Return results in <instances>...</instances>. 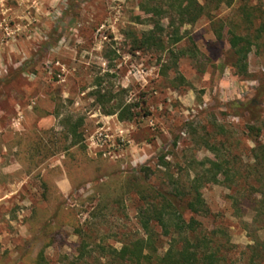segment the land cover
I'll return each instance as SVG.
<instances>
[{"label": "rangeland", "instance_id": "374dc122", "mask_svg": "<svg viewBox=\"0 0 264 264\" xmlns=\"http://www.w3.org/2000/svg\"><path fill=\"white\" fill-rule=\"evenodd\" d=\"M139 2L0 0V264H82V240L87 264H99L95 246L142 235L139 192L204 158L227 162L235 183L206 185L209 212L196 219L223 264H251L247 246L264 239L263 218L253 221L264 196V0L210 5L176 46L167 30L160 51L128 36L153 28ZM229 32L253 42L245 72ZM170 50L185 51L176 66ZM65 118L83 140L68 153ZM252 260L264 264V252Z\"/></svg>", "mask_w": 264, "mask_h": 264}, {"label": "trees", "instance_id": "16d2710c", "mask_svg": "<svg viewBox=\"0 0 264 264\" xmlns=\"http://www.w3.org/2000/svg\"><path fill=\"white\" fill-rule=\"evenodd\" d=\"M232 1L204 0V4H200L198 0H140L138 8L150 16L149 20L153 24V28L142 33L139 38L134 32H129L128 36L132 39V45L137 50L149 47L160 51L164 49V33L170 30L167 33L168 41L172 46H176L183 40L179 34L180 28L193 25L204 15H208L207 10L210 5L214 4V9H217L221 3L226 2L227 5H230ZM135 20L137 23H141L139 17H136ZM161 21H166V27L161 25ZM263 31L264 24L259 33ZM229 35V45L235 56V65L239 64L240 69L245 72V61L253 42L248 36H239L233 32H229ZM169 53L173 66H176L179 58L185 56L184 50H170ZM258 96H262L264 99V86ZM119 118L124 119L122 113H119ZM63 125L65 137L66 139L70 138L71 142L70 147L62 148V152L68 153L71 149L81 146L83 140L78 130L81 124L79 121L72 122L70 118H65ZM255 130L253 126L249 127L250 132ZM209 149L214 152L216 147L210 145ZM159 159L161 165L167 167L166 162H163V157ZM228 165L227 162L208 158L201 161L193 159L187 167L184 178H175L170 175L167 168L165 174L167 179L165 185L167 186L165 188L147 187L150 189L149 196L139 192L145 204L137 214L142 235L124 243L118 250L95 246L100 256L94 261L100 264L102 259L107 258L110 264H223L225 260L219 255L220 247L215 245L212 236L202 232L201 223L196 217H205L209 212L201 194L206 185L235 183V180L231 178L235 172ZM221 176H224V180H220ZM143 181L145 182V179ZM257 206L254 210L253 221L257 223L263 218L262 223H264V196ZM257 229L264 230V224ZM74 230L77 234H82L81 228L75 227ZM160 237L168 239L167 248L161 253L159 251L163 246L160 243ZM251 242L252 245L247 246L246 249L250 254L248 259L252 264L253 256L258 255L259 251L264 252V239L260 240L254 237ZM47 246L48 244L44 247ZM87 246L88 244L82 240L78 259V261H82V264H87L85 255L88 256L90 252L94 251H87Z\"/></svg>", "mask_w": 264, "mask_h": 264}]
</instances>
